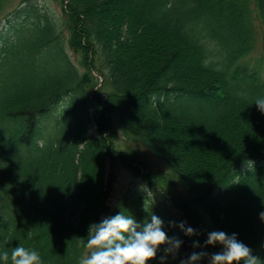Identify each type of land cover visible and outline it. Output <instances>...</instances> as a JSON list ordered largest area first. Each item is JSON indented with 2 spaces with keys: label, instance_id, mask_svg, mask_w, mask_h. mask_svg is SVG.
Here are the masks:
<instances>
[{
  "label": "trees",
  "instance_id": "1",
  "mask_svg": "<svg viewBox=\"0 0 264 264\" xmlns=\"http://www.w3.org/2000/svg\"><path fill=\"white\" fill-rule=\"evenodd\" d=\"M36 1L23 0L8 21L12 34H0V67L10 58L39 63L29 73L15 67L9 83L0 72V252L22 244L43 264H79L92 251L90 225L108 210L106 170L116 161L155 196L175 199L181 218L165 221L169 238L183 221L197 231L180 229L176 263L204 252L214 230L237 234L264 260V113L255 104L264 77L245 62L256 47L250 0H135L144 2L141 19L117 14L119 0H52L56 17ZM15 3L0 0V20ZM256 12L264 28V0ZM93 70L104 83L89 97L99 84ZM117 128L165 170L141 149H119ZM249 160L257 166L241 171ZM165 247L148 264H162Z\"/></svg>",
  "mask_w": 264,
  "mask_h": 264
},
{
  "label": "clouds",
  "instance_id": "2",
  "mask_svg": "<svg viewBox=\"0 0 264 264\" xmlns=\"http://www.w3.org/2000/svg\"><path fill=\"white\" fill-rule=\"evenodd\" d=\"M255 104L264 113V98H258ZM259 218L264 221V212L259 214ZM172 224L175 226V222ZM178 226L188 236L198 235L195 229L186 226V222ZM163 229V220L155 214H151L143 224L123 211L105 217L101 222L90 225L85 247L92 251L82 257L79 264H148L157 257L161 246H166L165 256L161 258L163 264L168 255L175 257L182 244L178 238H169ZM217 244L222 245V251L212 254L193 252L180 264H199L205 256L209 257V264H264V260L253 255V250L238 240L235 233L209 232L204 246ZM193 246L200 247L199 242L194 241ZM0 261L4 264L9 261L10 264H43L38 251L27 249L22 244L13 248L11 253L6 250L0 252Z\"/></svg>",
  "mask_w": 264,
  "mask_h": 264
},
{
  "label": "rangeland",
  "instance_id": "3",
  "mask_svg": "<svg viewBox=\"0 0 264 264\" xmlns=\"http://www.w3.org/2000/svg\"><path fill=\"white\" fill-rule=\"evenodd\" d=\"M21 1L22 0H16L15 5L11 9H8L7 12H13L16 9V7H18V5L21 4ZM36 2H37L39 9L41 10V13H47L52 16L61 15L62 11L59 5L53 2L52 0H37ZM119 2H120L119 3L120 7H118L119 12H117V14L128 16V18H130L131 16H134L135 19H141V17H143L142 15V10L144 8L143 1L137 3L135 0H119ZM4 24H5V21H2V23H0V34H3L2 32L3 29H7L6 27H4ZM63 35H66V33L64 32ZM259 53H260V50L258 49L255 52L254 56H258ZM188 58L189 57L184 58L183 60L186 66L191 65V62ZM38 64L35 67H33L34 62L32 60H30L29 64H27L25 60L23 59L21 61H17L14 58H10L4 64V66L0 67V72L5 73V80L7 81V83H9L11 81V77H12L15 67H17L19 70L23 69L25 72L29 73L31 72V70H29L30 67L32 66V71H33L35 70L36 67L39 66ZM50 69L52 70L51 67ZM5 91L6 90H2V86L0 84V102H1V99ZM13 91L15 90H8L7 94ZM110 170L113 172L112 175H114L116 179H115L114 184L112 182V191H111L112 193L109 198L110 209L103 218L112 216L114 213L118 212L119 209L123 211L125 209L123 207L127 208V210L130 212V215H135L136 206L131 204L133 199L130 197L136 192L134 189H137V188L142 189L143 187L142 183L138 181L137 179L133 178L132 176L128 175L123 169L115 167V168H110ZM125 194L129 195V198H130L129 200L127 199V196Z\"/></svg>",
  "mask_w": 264,
  "mask_h": 264
}]
</instances>
